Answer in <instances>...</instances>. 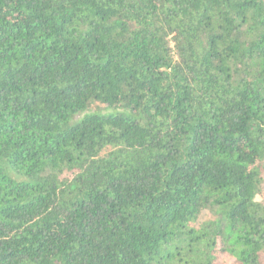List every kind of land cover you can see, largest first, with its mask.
Masks as SVG:
<instances>
[{"label": "trees", "instance_id": "trees-1", "mask_svg": "<svg viewBox=\"0 0 264 264\" xmlns=\"http://www.w3.org/2000/svg\"><path fill=\"white\" fill-rule=\"evenodd\" d=\"M264 0H0V264H264Z\"/></svg>", "mask_w": 264, "mask_h": 264}, {"label": "rangeland", "instance_id": "rangeland-1", "mask_svg": "<svg viewBox=\"0 0 264 264\" xmlns=\"http://www.w3.org/2000/svg\"><path fill=\"white\" fill-rule=\"evenodd\" d=\"M255 201L261 205H264V183L261 189V194L255 198Z\"/></svg>", "mask_w": 264, "mask_h": 264}]
</instances>
